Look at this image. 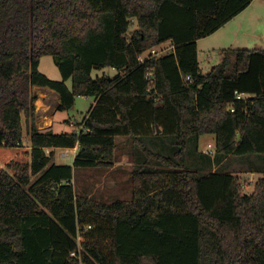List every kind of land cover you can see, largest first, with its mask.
<instances>
[{"label":"trees","instance_id":"trees-1","mask_svg":"<svg viewBox=\"0 0 264 264\" xmlns=\"http://www.w3.org/2000/svg\"><path fill=\"white\" fill-rule=\"evenodd\" d=\"M251 2L0 0V264H264V175L246 193L239 174L186 159L205 133L219 156L264 155V48H223L206 74L198 50ZM169 40L172 52L139 60ZM47 54L62 79L41 71ZM107 66L119 73L92 75ZM35 86L60 110L96 103L80 129L41 130ZM155 134L174 138L171 155L147 147ZM119 135L169 169H135L130 201L80 195L75 168L109 167ZM75 146L72 164L55 162Z\"/></svg>","mask_w":264,"mask_h":264},{"label":"rangeland","instance_id":"rangeland-1","mask_svg":"<svg viewBox=\"0 0 264 264\" xmlns=\"http://www.w3.org/2000/svg\"><path fill=\"white\" fill-rule=\"evenodd\" d=\"M255 1L254 5L257 3L264 4V0ZM133 20L134 18H132V21ZM135 28L136 25H132L129 33H132ZM258 31L259 33H255L253 36L256 40L262 38L261 36H264V28L263 31ZM242 44L249 48L261 46L257 41H244ZM174 46L173 42L169 40L154 47L158 50H164L165 53L166 51L173 50ZM222 54V50L219 49V33L214 37L209 35L203 37L200 40V61L203 72L208 73L210 68L221 60ZM40 69L52 79H62L60 69L56 64L54 57L50 54L42 56ZM117 72L116 68L107 66L100 69H94L92 75L94 77L103 75L113 77L117 74ZM53 98L54 96H51V99ZM93 101L94 96H77L74 107L70 109L72 117H76L78 120H81L92 106ZM56 102L57 100L54 101L55 104L51 108V117L43 113V108H41L40 112L37 114V124L40 125V128L49 124V121L51 118L53 119V114L55 112L56 115L54 118H56V121H58L61 115H66V111H60V109H58ZM42 113L43 116L41 117ZM22 117L24 128L23 141L28 144L29 132L27 131L26 117L24 114ZM61 124L62 123L56 124L57 130H61L59 128V125ZM61 126L65 129H69L68 124ZM143 139L150 150L156 152L158 151L165 155H171L173 152L171 141L173 142L174 138L172 136L166 140L160 134H155L154 137H143ZM198 142L199 143H196L195 138L190 139L186 159L189 167L197 169L201 175H205L213 171L237 173L243 179L244 191L246 193H251L254 190L257 180L264 175V155L248 154L241 156H219L216 153V135L214 133H205L200 135ZM117 143L115 159L109 167L103 168L96 166L75 168L73 183L80 195H86L89 198L105 203H111L117 199L130 201L132 199L134 184L133 171L135 169L147 171L169 169L165 165L161 164L156 158L147 157L142 146L129 136H117ZM54 152V160L69 161L72 159L71 157L69 158V156L62 158L60 150H58L57 155L55 150Z\"/></svg>","mask_w":264,"mask_h":264},{"label":"crops","instance_id":"crops-1","mask_svg":"<svg viewBox=\"0 0 264 264\" xmlns=\"http://www.w3.org/2000/svg\"><path fill=\"white\" fill-rule=\"evenodd\" d=\"M255 2H256L255 0H252V2L243 11H241L239 14H237L232 19H230L226 24H224L217 31L209 35L211 37H214L219 33V49L228 48V47L249 48V47H245L242 44L244 43V41H253V42L257 41L258 43H260L261 46L254 47V48H258V49L264 48V46H262L264 45V36H261L262 38L258 40H256L255 37H253L255 33H259L258 30L263 31V28H264V4L257 3L256 5H254ZM201 39L202 38L198 40L199 61H200V40ZM222 58H223V54H222ZM200 65H201V61H200ZM201 69H202V66H201ZM118 73L119 71L117 72V74ZM117 74H115V76ZM67 84L71 87L72 80L71 79L67 80ZM34 91L35 93L37 91L36 93L37 98L35 100V113H36V124H37L38 122L37 114L40 112L41 108H43L44 110L43 113H45V115L50 116V111L52 110L51 109L52 106L55 104L54 103L55 100H57L56 106L58 105V109H59L60 98H59V95L54 90L48 87L35 86ZM51 96H54V98L51 99ZM94 103H96L95 97H94V101L92 104ZM73 107H71L70 109H72ZM70 109L64 110L67 112L66 115H64L65 117L61 115L58 121H56V118H54L56 115V112H55L53 114V119L52 118L50 119L48 125H44L42 126V128H40V125L37 124V127L41 130H53L55 132L72 131L74 129L82 128L83 127L82 119L84 116L82 117L81 120L80 119L78 120L76 117L75 118L72 117V114L70 113ZM43 113L41 114V117L43 116ZM57 123H62L61 125L68 124L69 129H65L63 126L59 125V128L61 130H57L56 128ZM54 150L56 151V155H57L58 150H60L62 158H65L66 156L67 157L69 156V158L70 157L72 158L69 161H59L55 159V162L72 164L74 161L75 155L77 153L78 146H75L73 148H54Z\"/></svg>","mask_w":264,"mask_h":264},{"label":"built area","instance_id":"built-area-1","mask_svg":"<svg viewBox=\"0 0 264 264\" xmlns=\"http://www.w3.org/2000/svg\"><path fill=\"white\" fill-rule=\"evenodd\" d=\"M174 49H175V46H174ZM173 49V50H174ZM173 50H170V51H166L165 53H169V52H172ZM164 53V50H158L156 49L155 47L151 48V49H148L147 51H145L144 53L140 54L139 55V60L141 62H145L147 61L150 57L152 56H160L162 54H165ZM152 72L149 71L148 72V76H151ZM190 78V77H188ZM239 97H245V94H239L238 95ZM232 110H234V108H232ZM72 254H75V251L72 252Z\"/></svg>","mask_w":264,"mask_h":264},{"label":"water","instance_id":"water-1","mask_svg":"<svg viewBox=\"0 0 264 264\" xmlns=\"http://www.w3.org/2000/svg\"><path fill=\"white\" fill-rule=\"evenodd\" d=\"M160 129H158V131H159Z\"/></svg>","mask_w":264,"mask_h":264}]
</instances>
